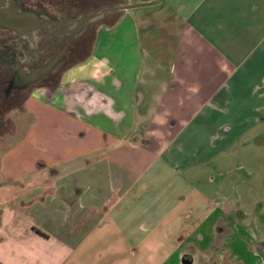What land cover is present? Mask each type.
Instances as JSON below:
<instances>
[{"label": "crops", "instance_id": "obj_1", "mask_svg": "<svg viewBox=\"0 0 264 264\" xmlns=\"http://www.w3.org/2000/svg\"><path fill=\"white\" fill-rule=\"evenodd\" d=\"M107 1L142 7L0 116V264H196L216 236L264 264L256 217L184 175L264 120V0Z\"/></svg>", "mask_w": 264, "mask_h": 264}, {"label": "rangeland", "instance_id": "obj_2", "mask_svg": "<svg viewBox=\"0 0 264 264\" xmlns=\"http://www.w3.org/2000/svg\"><path fill=\"white\" fill-rule=\"evenodd\" d=\"M66 1L33 0L31 5L36 6L40 2L45 8L49 9L50 7L51 13L59 17L65 13L67 7L68 10L71 9V15L76 16V14H88L101 8L104 9L108 4L107 0H68L74 1L72 4L70 3L71 5ZM65 2L67 3L66 8L61 6V3ZM142 10L155 11L157 9ZM103 18L96 19V26L103 21ZM155 18L152 17V20L154 19L153 22L157 23ZM52 31L56 32L57 30L52 28ZM151 33L156 36L157 32L155 30ZM88 38L87 42L84 40L79 45V52L70 63L77 61L90 52L93 43L92 33ZM199 49L201 50V48ZM58 78H60V75L56 79ZM250 97V91H246L243 99L240 97V101H244L247 106L246 112L248 113L252 110L254 94L251 99ZM2 98L3 95H0V116L3 113L8 118L13 114V109L23 105L17 104L11 108L3 109L1 105ZM258 113L261 117H264V102ZM230 121L234 122L233 120ZM241 122H243L245 128L238 140H235L225 152L216 155L208 162L195 165L191 171L186 172L184 175L186 177L195 175L197 178H195L193 186L218 201L221 211L233 213L235 220L230 222L231 225L242 223L239 220L237 221L239 213L244 212L248 215V212H250L252 217H256L255 222H247L251 226L249 231L252 236L250 243L260 241L264 246V120H240V124ZM161 179L163 180V178ZM234 240L236 239L225 236L212 237V244L208 247L209 251H197L195 253L196 264H244L243 262L259 264L258 259L254 257V252L248 245L243 246L240 244V251L238 253L237 251L234 252L232 250ZM198 250L200 249L198 248ZM183 254L184 251L182 254L180 252V255ZM187 254L193 255L189 251H187Z\"/></svg>", "mask_w": 264, "mask_h": 264}, {"label": "flooded vegetation", "instance_id": "obj_3", "mask_svg": "<svg viewBox=\"0 0 264 264\" xmlns=\"http://www.w3.org/2000/svg\"><path fill=\"white\" fill-rule=\"evenodd\" d=\"M32 1L17 0L20 6L38 12L49 22L48 25H43L34 36L23 37L11 30L0 28V95H3V109L26 103L36 88L57 83V76L61 75L70 61L77 56L79 45L93 34L96 26V20H92L78 30V21L102 9L88 14L71 15L67 0L61 3L67 10L63 15L56 17L49 10L50 7L47 9L40 2L32 6ZM73 2L68 1V4ZM52 28L57 31H52ZM52 62H55L53 68L45 71Z\"/></svg>", "mask_w": 264, "mask_h": 264}, {"label": "water", "instance_id": "obj_4", "mask_svg": "<svg viewBox=\"0 0 264 264\" xmlns=\"http://www.w3.org/2000/svg\"><path fill=\"white\" fill-rule=\"evenodd\" d=\"M137 7L142 6H131L124 4L113 8H104L95 11L82 17L78 21V30L92 20L103 18L110 14L131 10ZM55 23L59 24L58 22ZM48 24L49 22L41 17L38 12L20 6L17 0H0V28L11 30L18 36L23 37L34 35L35 32L39 31L43 27V25L46 26ZM54 65L55 62L50 63L45 71L50 70Z\"/></svg>", "mask_w": 264, "mask_h": 264}]
</instances>
